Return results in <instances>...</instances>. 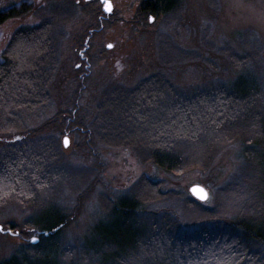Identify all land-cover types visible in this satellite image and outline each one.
I'll list each match as a JSON object with an SVG mask.
<instances>
[{
  "label": "rangeland",
  "instance_id": "374dc122",
  "mask_svg": "<svg viewBox=\"0 0 264 264\" xmlns=\"http://www.w3.org/2000/svg\"><path fill=\"white\" fill-rule=\"evenodd\" d=\"M148 1L112 0L113 14L105 19L98 1L0 0V14L14 11L0 24V57L20 32L50 27L43 38L18 47L11 76L16 82L0 86L4 137L25 149L17 172L30 185L18 195L15 183L0 181V262L37 245L35 236L22 237L32 230L35 213V221L49 223L56 221L49 214L58 211L68 215L60 232L63 263L96 264L83 258L81 247L88 240L94 248L112 243L117 232L110 208L134 195L143 202L139 217L154 224L152 255L175 246L188 264H264V244L251 245L246 255L240 234L225 228L264 217V164L258 167L248 153L258 149L257 129L264 122V0H179L153 23L137 17ZM155 77L163 98L140 96L144 111L135 107V97L126 101ZM240 78L241 86L259 87L249 102L210 98ZM33 86L43 87L46 99L38 100V110L15 109L23 117L19 128L11 105L18 96L20 102L30 99ZM14 90L20 94L11 98ZM115 97L119 107L105 109ZM197 97L210 99L198 103ZM190 101L203 105L193 111ZM173 103L182 108L183 121L199 119L190 139L189 121L177 135L165 126L179 129L169 114ZM145 114L158 122L168 150L186 158L183 170L165 173L155 166L159 134L137 118ZM109 130L120 142L104 138ZM134 132V140L120 139ZM193 185L208 191L207 201L190 194ZM149 254L144 249L126 264H143Z\"/></svg>",
  "mask_w": 264,
  "mask_h": 264
},
{
  "label": "trees",
  "instance_id": "16d2710c",
  "mask_svg": "<svg viewBox=\"0 0 264 264\" xmlns=\"http://www.w3.org/2000/svg\"><path fill=\"white\" fill-rule=\"evenodd\" d=\"M179 0H153L148 1L144 4V7L139 9V14L137 17L139 19L145 18L146 14L149 13L151 10L157 16L163 14V13H170L175 9V6H177ZM14 11L11 10L10 15H4L0 14V24L5 22L8 18L13 17ZM102 18V17H101ZM136 18V17H135ZM48 25H45L43 27L35 28L31 31H22L18 34V36H15L12 38V45L10 44L7 48V50L2 53V57H0V86L3 85L5 82H8L11 84V80L13 81L14 77H11L15 74L14 69L17 68V54L16 51L18 50V47L20 45L24 44L25 42H31V40H37V37H42L44 34H47L50 30V27H47ZM47 36V35H46ZM50 49L53 53L55 49L53 46H51ZM51 52V53H52ZM52 55V54H51ZM16 59V62L14 61ZM13 73V74H12ZM6 79V80H5ZM16 79V78H15ZM14 79V81H15ZM16 82V81H15ZM41 85H43V82H40ZM7 87V84H6ZM255 88H257L256 92L254 91ZM252 91L251 87L248 86H241V78L237 79L236 84L234 87H231L228 91L218 89L214 90L215 93L212 95L213 99L219 100L220 103L222 102H233L236 104L239 101H250L251 98H254V95H257L259 91V87H255ZM164 87L162 85V81L155 77L153 80L144 83L142 86L136 89V92L130 94L129 96H125V99L131 100L132 97L136 98L135 107H139L144 111V105L140 101V96H151L152 98L158 96L161 97V92L163 91ZM1 92V90H0ZM255 92V93H254ZM20 94L19 90H14L11 92V94L8 92V95L12 98V96L17 97V95ZM3 98V97H2ZM0 96V101H4ZM163 98V97H161ZM210 98H195V102L205 100L203 102L207 103L209 101H206ZM17 101L14 102V104L11 105V107L14 105V109L12 108V113L15 109H23L24 111H33L38 110L40 108H43V100L46 99L45 91L43 90V87L41 88H35L33 86V95L31 98L27 99L25 102L21 100L19 96L16 98ZM42 99V102H38V100ZM142 99V98H141ZM37 100V101H36ZM120 100V99H119ZM119 100L117 97L113 98L112 100L108 101V105L105 107L107 109L110 108H116L119 107ZM194 103L192 104V101H190L191 109L194 111L196 107L203 104ZM41 104V105H40ZM178 104V103H177ZM176 103H173V108L169 114L171 113L175 115V119H172V121L177 122V125L179 126V129H174L170 124H166V128L168 127V131L171 130V132L175 133L177 135V132H182V125L181 123H184V125L187 124L189 121H183L185 118L183 115L182 108L180 106H177ZM208 104V103H207ZM134 105V103H132ZM188 105V104H187ZM190 106V105H188ZM191 110V111H192ZM196 111V110H195ZM16 112V110H15ZM145 116V117H144ZM137 118L141 121H144L146 124L147 115L139 116L137 115ZM211 118V117H210ZM213 118V117H212ZM211 118V119H212ZM13 119L17 123V127L22 128L23 125V117L20 113L16 112V115H14ZM199 120V119H198ZM197 119H192L189 121L191 123L190 125H186V130H188L189 134H187L185 137L190 139L192 136L191 132L195 131V127L198 125ZM214 120V119H213ZM151 121H147L148 125H151V127L156 128V133L159 132V126L157 121H153L155 125H152ZM216 121V120H214ZM218 122V121H216ZM219 123V122H218ZM4 125V124H3ZM171 126V127H170ZM170 127V128H169ZM161 129H164V125ZM20 130V129H19ZM258 137H257V144L258 149L253 150V152H248L253 161L256 162V165L260 164V167H263L264 164V122L259 123L258 127ZM165 131V130H164ZM2 132V133H1ZM138 133V132H137ZM0 134H2V139L0 138V145L2 146V152L0 154V181L1 184H16V191L18 195L23 194L21 191L26 190V188H29L30 185L21 179L19 176L20 174L17 172L19 167L25 162V149L22 147H18L19 141H9L7 137L8 132H4L3 126H2V119L0 118ZM111 131H106L104 138L110 139L109 141H112V139L117 140L116 136L111 135ZM161 134V133H160ZM158 135L154 138V140H157L153 147L152 152V158L153 162L158 169L165 173L175 172L177 170H183L185 168V160L186 158L180 157L177 154H174L168 150L169 146L167 144L169 143V140L163 139L162 135ZM136 135V132L134 133H127L123 137L120 138L123 140H134ZM164 135V133H163ZM4 137V138H3ZM160 137L161 141H158ZM128 138V139H127ZM163 140H162V139ZM118 141V140H117ZM120 142V141H118ZM159 142L161 145L159 146ZM168 147V148H167ZM192 160H194L192 158ZM258 163V164H257ZM259 167V166H258ZM34 182H40L41 180L38 179V175H32ZM35 177V178H34ZM262 181H264V173L261 175ZM42 182V181H41ZM31 192H27L25 194L26 196H29ZM33 196V195H32ZM142 196V195H141ZM141 200V201H140ZM142 199L138 198L137 196L134 197L128 196L121 198L113 203L112 207L109 211V223L116 227L117 236L113 237V241L110 244L104 243L100 248H94L92 246L93 244L88 243V241L84 244V250L83 246L80 249V253L82 254L83 258L87 259H94L96 264H126L127 262L132 263L134 261L138 254L141 253L142 250H146L149 254L150 251L148 248H150L151 240L153 239L155 235L154 231V224L152 222H143L142 218L139 217L140 210H142ZM39 212L34 214V218L36 215H38ZM41 215V214H40ZM50 217L55 218V222H49L44 223L43 220L37 222L35 219H31V226L32 230L29 233L23 234L22 237L25 241H28L31 236H35L38 240L37 245L33 248V250L22 248L20 249L16 254L12 255L8 259L0 262V264H64L62 256V246L60 245V232L61 229L65 226L68 215L60 216L58 211H54L49 214ZM226 230L235 232L237 231L240 236L242 237L243 243H240L241 250H243L244 254L246 255L250 253V246L252 245H258V244H264V217L254 219L253 222L250 220H244V221H237L236 223H229L225 225ZM110 233V232H109ZM108 233V234H109ZM233 234V233H232ZM209 241V239H206ZM246 245H245V244ZM191 245V244H190ZM194 245H191V251H193ZM101 253V258L98 257V255ZM151 254V253H150ZM149 254V255H150ZM105 257L102 259V257ZM149 259L145 261L143 264H188L189 260L182 259V256L180 252H178L174 247L171 248L167 253L164 252H157L156 254L149 256ZM91 259V260H92ZM102 259V260H101ZM184 260V261H183ZM66 264V263H65ZM68 264H75L74 261L70 262ZM190 264V263H189Z\"/></svg>",
  "mask_w": 264,
  "mask_h": 264
},
{
  "label": "water",
  "instance_id": "95a60500",
  "mask_svg": "<svg viewBox=\"0 0 264 264\" xmlns=\"http://www.w3.org/2000/svg\"><path fill=\"white\" fill-rule=\"evenodd\" d=\"M84 1L87 2V3L93 2V1H99L100 4L102 5V12H103V15L105 17H109L110 15H112V13L114 11V5L112 3V0H84ZM151 20H153V19H151ZM110 48H111V46H108V49H110ZM65 140L68 141L67 146L65 145ZM69 144H70V140H69L68 136H65L64 139H63V146L64 147H68ZM189 192L194 198H196V199H198L199 201H202V202L207 201L208 198H209L208 191L201 185H193V186H191L190 189H189ZM0 228H3V226L0 225ZM2 232L3 233L5 232L4 229H3ZM33 242L37 243L38 240L36 239Z\"/></svg>",
  "mask_w": 264,
  "mask_h": 264
},
{
  "label": "flooded vegetation",
  "instance_id": "af4514ba",
  "mask_svg": "<svg viewBox=\"0 0 264 264\" xmlns=\"http://www.w3.org/2000/svg\"><path fill=\"white\" fill-rule=\"evenodd\" d=\"M99 2V1H98ZM100 3V2H99ZM113 3V2H112ZM144 7V6H143ZM113 14V13H112ZM111 16V15H110ZM110 16L109 17H105V19H108V18H110ZM156 16H157V14H155L154 12H152L151 10L149 11V13H147L146 14V17H149V22L150 23H153L154 22V18H156ZM104 17L103 18H101V20L102 19H104ZM151 19H153V20H151ZM110 46V45H109ZM82 57V60L83 61H85V57L84 56H81ZM77 68H80V65H78V67Z\"/></svg>",
  "mask_w": 264,
  "mask_h": 264
},
{
  "label": "snow or ice",
  "instance_id": "6c2138e0",
  "mask_svg": "<svg viewBox=\"0 0 264 264\" xmlns=\"http://www.w3.org/2000/svg\"><path fill=\"white\" fill-rule=\"evenodd\" d=\"M67 144H68V141L65 140V145L67 146ZM2 231H3V228H0V232H2Z\"/></svg>",
  "mask_w": 264,
  "mask_h": 264
}]
</instances>
